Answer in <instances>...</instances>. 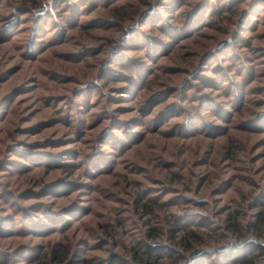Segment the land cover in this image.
I'll return each instance as SVG.
<instances>
[{
  "label": "rangeland",
  "instance_id": "374dc122",
  "mask_svg": "<svg viewBox=\"0 0 264 264\" xmlns=\"http://www.w3.org/2000/svg\"><path fill=\"white\" fill-rule=\"evenodd\" d=\"M248 256L264 0H0V264Z\"/></svg>",
  "mask_w": 264,
  "mask_h": 264
},
{
  "label": "trees",
  "instance_id": "16d2710c",
  "mask_svg": "<svg viewBox=\"0 0 264 264\" xmlns=\"http://www.w3.org/2000/svg\"><path fill=\"white\" fill-rule=\"evenodd\" d=\"M143 206H147V204L146 203H144L143 204ZM263 219V217H260V218H257L256 220L257 221H261ZM234 226V228L236 229V228H239V226L238 225H233ZM184 227L181 225V224H175V226L172 228L173 229V231H179V230H181V229H183ZM232 254H233V252H231ZM63 254L61 253V252H57V250H53L52 251V258L53 259H63ZM149 259H150V257H147V259H146V261H144L145 263H149ZM253 263V257L252 256H248V257H245V258H243L242 260H241V262L239 263V264H252Z\"/></svg>",
  "mask_w": 264,
  "mask_h": 264
}]
</instances>
